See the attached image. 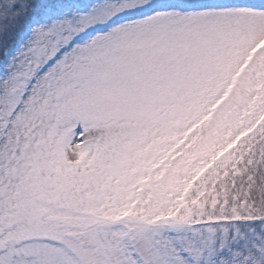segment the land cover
I'll use <instances>...</instances> for the list:
<instances>
[{"label":"snow or ice","instance_id":"1","mask_svg":"<svg viewBox=\"0 0 264 264\" xmlns=\"http://www.w3.org/2000/svg\"><path fill=\"white\" fill-rule=\"evenodd\" d=\"M0 264H264V0H0Z\"/></svg>","mask_w":264,"mask_h":264}]
</instances>
